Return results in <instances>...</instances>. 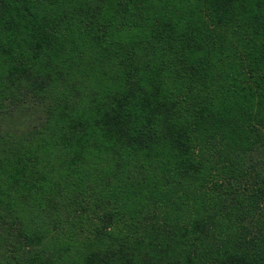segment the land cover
Listing matches in <instances>:
<instances>
[{
	"label": "trees",
	"instance_id": "16d2710c",
	"mask_svg": "<svg viewBox=\"0 0 264 264\" xmlns=\"http://www.w3.org/2000/svg\"><path fill=\"white\" fill-rule=\"evenodd\" d=\"M0 264H264V0H0Z\"/></svg>",
	"mask_w": 264,
	"mask_h": 264
},
{
	"label": "rangeland",
	"instance_id": "374dc122",
	"mask_svg": "<svg viewBox=\"0 0 264 264\" xmlns=\"http://www.w3.org/2000/svg\"><path fill=\"white\" fill-rule=\"evenodd\" d=\"M13 106L10 107L12 109ZM28 109V112L26 110ZM42 114L31 101H26L22 110L18 109L12 116V122L9 125H4V130H8L12 133L21 134L29 130L32 126L36 125L40 121Z\"/></svg>",
	"mask_w": 264,
	"mask_h": 264
}]
</instances>
